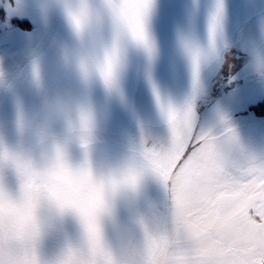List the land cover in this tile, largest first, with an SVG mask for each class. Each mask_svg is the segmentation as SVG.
<instances>
[{"label":"snow or ice","instance_id":"1","mask_svg":"<svg viewBox=\"0 0 264 264\" xmlns=\"http://www.w3.org/2000/svg\"><path fill=\"white\" fill-rule=\"evenodd\" d=\"M0 264H264V0H0Z\"/></svg>","mask_w":264,"mask_h":264}]
</instances>
